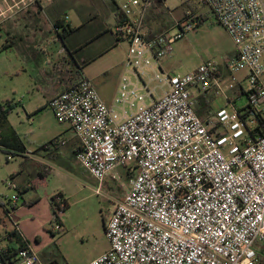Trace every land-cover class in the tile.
<instances>
[{"label":"built area","instance_id":"2783aa9c","mask_svg":"<svg viewBox=\"0 0 264 264\" xmlns=\"http://www.w3.org/2000/svg\"><path fill=\"white\" fill-rule=\"evenodd\" d=\"M53 1L0 0V22ZM198 3L236 48L223 62L226 89H235V74H245L244 109L221 107L205 121L198 117L197 97L228 100L219 65L205 61L181 76L161 72L173 44L197 21L185 18L175 34L152 33L151 0L117 6L121 21L113 33L128 43L125 67L135 80L122 76L111 104L83 74L47 102L77 138L76 158L90 177L102 183L117 168L129 176L105 223L109 248L88 264H264V1ZM17 200L7 211L14 229L0 233V264H37L27 244L7 247L13 232L23 240ZM53 206L63 213L60 198Z\"/></svg>","mask_w":264,"mask_h":264},{"label":"rangeland","instance_id":"374dc122","mask_svg":"<svg viewBox=\"0 0 264 264\" xmlns=\"http://www.w3.org/2000/svg\"><path fill=\"white\" fill-rule=\"evenodd\" d=\"M54 2L61 4L63 0ZM121 2L122 0H67V23L79 27L71 36V41L77 43L88 41L104 31L100 38L86 46L83 55L94 57L106 50L112 42L114 44L113 36L106 30L113 31L112 9ZM164 8L166 14L161 19L149 18L147 21V27L156 33L179 32L178 24L187 17L200 23L173 44L171 55L160 64H163L171 74L179 76L193 72L205 61H214L219 65L222 60L220 45L225 43L226 34L214 21L208 8L200 5L198 0H165ZM31 12L36 16L27 20V23L31 25L37 21L42 30L41 34L53 38L54 30L49 26L51 21L49 12L40 11L38 6L31 8ZM86 21V25L81 26ZM28 33L30 36L33 34L32 31ZM5 38V31L0 30V103L9 101L14 105L7 117L8 122L27 150L32 152L59 136L62 124L56 121L48 108L45 95L36 89L38 79L34 77L32 66L26 61L27 53L22 54L17 38L14 39L13 47L6 52L3 51L1 47ZM127 49L126 40L118 42L117 47L93 62L86 70V77L88 76L106 103H109L106 99L112 97L113 87L122 76L126 75L135 80L133 74L125 71L124 59ZM244 75V73L234 75L236 86L239 87L235 101V107L238 109L246 105L244 92L247 89V82ZM99 79H103L104 82H100ZM227 81L228 79L221 84L226 94L230 91L226 89ZM151 87H156V92L162 94L158 83L153 82ZM205 97L211 99L212 96L204 95L203 98H198L197 102H203ZM211 104L214 105L213 102ZM201 108L200 104L199 110ZM197 114L201 115V112ZM71 166L73 172H67L65 198L67 208L62 214L58 215L54 206L50 212L45 199L28 213L17 211L14 213L20 231L38 258L37 264H88L109 248L104 227L113 205L127 191L126 171L123 168L115 169L102 184L90 177L79 164L74 163ZM27 167L22 157L11 156L0 149V233L14 229L7 216V211L11 208L9 201L17 195L16 206L21 207L23 204V198L19 196L18 191L9 187L7 183L12 180L10 179L12 173L20 169L30 172ZM55 185L56 183L52 181L48 185V190ZM56 195L58 194L52 198ZM53 212L56 213L54 216Z\"/></svg>","mask_w":264,"mask_h":264},{"label":"crops","instance_id":"0c3cea01","mask_svg":"<svg viewBox=\"0 0 264 264\" xmlns=\"http://www.w3.org/2000/svg\"><path fill=\"white\" fill-rule=\"evenodd\" d=\"M34 6H38L40 11L49 12L51 21H49L50 24L48 21L47 22L49 26L52 27V29L54 28V23L57 21L60 24H64L65 26H67V24L69 25L71 30L68 33L67 31L62 33L64 34L65 48L62 47V44L58 40L55 31L53 33L54 37L51 38L41 34L42 30L37 21H35V23H31V25L27 23V20L34 19L36 16L35 13L31 12V8ZM112 10L114 13L112 25L114 26L118 14L116 8L113 7ZM86 23L87 21L81 26L86 25ZM0 30H4L6 36L5 42L1 47L3 51L6 52L11 47H13L15 45L14 39L17 38L22 50V54L25 52L27 53L25 56L26 61L30 66H32L33 75L38 79V85L36 89L45 95L47 102L71 86L76 81L79 74L86 76V70L93 62L105 56V54L118 46V42L122 41H116V37L114 33H112L113 31H111V29L106 30L113 36L115 40L114 44L112 42V44L108 46L106 50L94 57L89 58L83 55L82 52L86 46L100 38L104 31L96 34L92 38L91 42L87 45H85L87 41L78 43L71 41V36L79 30V27L76 28L67 23V0H63L61 4L57 2L34 4L22 10L21 12L8 17L4 21H1ZM29 31H32L33 33L31 36L28 33ZM151 31L156 33L153 31V29H151ZM225 34V43L223 45L219 44L220 55L222 56V60L219 64V73L223 82L227 79V72L223 66V62L226 58L233 57L236 53V48L232 40L226 32ZM67 48L71 51V53L67 52ZM128 70L126 68L125 71L130 73V70ZM160 71L166 74H171L168 72V70H166L163 64H160ZM120 80L121 78L113 87L112 97L106 99L109 103H106V101L100 97L103 102L105 101L106 104H111L114 96L117 93ZM99 81L102 83L104 82L103 79H99ZM237 88L239 87L236 86L234 90L229 91L228 94H226L228 100H226L224 97L219 98L214 97L212 94H208L210 97L212 96L211 99H209V97H205L203 102H197L198 98H203L204 95L197 97V99H195V111L196 114L199 111L201 112V115L197 114L198 117L205 121L209 119V117L218 108L226 107L230 109L232 106L235 107ZM211 102H213L214 105H212ZM198 104L202 105L200 110ZM60 131L61 132L59 136L45 143L47 144L45 148H41V145L39 148L31 152L25 147L26 153L23 155H15L24 159L25 165L28 166L27 168L30 171L26 172V169H20L18 172L12 173L10 176V179H12L11 181L13 183L16 182L15 184L21 193L20 197L23 198V204L17 209L18 213H28L32 211L34 208H36V206L39 205L42 199L47 201L48 208L50 212H52L53 206L51 199L56 193L62 195L66 201L67 172H73L71 164H79L76 158L77 152L79 150V142L67 124L60 125ZM54 140H57V142L53 144L52 142ZM24 176L25 178H23ZM106 178L103 180L102 184L105 182ZM52 181H54L56 185L54 188L48 190V185ZM24 195L25 198L27 197V200L24 198ZM20 235L27 243V246L30 247L27 238L22 234L21 231ZM30 249L32 250L31 247Z\"/></svg>","mask_w":264,"mask_h":264},{"label":"trees","instance_id":"16d2710c","mask_svg":"<svg viewBox=\"0 0 264 264\" xmlns=\"http://www.w3.org/2000/svg\"><path fill=\"white\" fill-rule=\"evenodd\" d=\"M151 2H152V9L150 11L149 18L150 19H153V18L161 19V17L166 14V9L164 8V2L165 1L164 0H151ZM115 8H116V11L118 14L117 19H116V23H115V25H116L121 21V15L118 11L117 6ZM199 23H200V21H197L196 26ZM53 29H54L55 33L57 34V38L60 41V43L62 44V47L65 48L64 47L65 46L64 45V36H63L64 34H62V33L66 32V31L68 33L71 30V28L69 27L68 24H67V26H65L64 24H60L57 21L54 23ZM115 37H116V41L123 40L120 37H117L116 35H115ZM91 40L92 39L87 41V43H85V45L90 43ZM67 52L71 53V51L68 48H67ZM13 106L14 105L9 101L0 103V149H2L4 151V153H8L11 156H15L16 154L23 155L24 153H26L25 146H24L22 140L20 139L19 135L16 133L14 128L8 122L7 117L9 115L10 111L13 109ZM240 110H242V109H240ZM56 142H57V140H54L52 143L54 144ZM46 146H47V144H44L41 146V148H45ZM127 178L129 180V176H127ZM16 190L18 191V194L20 196L21 193L18 190V188ZM56 198H60L62 200V204L64 206L62 211H64V209L67 208V204H66V201L64 200L63 196L60 194L56 195V197L51 199L52 206H53V201ZM52 215L54 216L55 213L53 212ZM104 229H105V227H104ZM10 236L15 237V241H12L9 238L6 239L7 247H9L11 249H13V246L15 245V243H18L20 247H23L27 244L25 241L21 240V238L18 235H16L14 232L11 233Z\"/></svg>","mask_w":264,"mask_h":264},{"label":"flooded vegetation","instance_id":"af4514ba","mask_svg":"<svg viewBox=\"0 0 264 264\" xmlns=\"http://www.w3.org/2000/svg\"><path fill=\"white\" fill-rule=\"evenodd\" d=\"M61 33V32H60Z\"/></svg>","mask_w":264,"mask_h":264}]
</instances>
